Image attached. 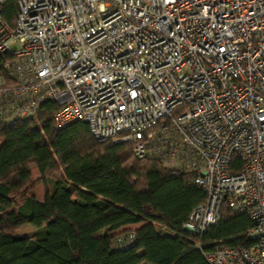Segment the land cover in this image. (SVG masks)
<instances>
[{
	"label": "built area",
	"instance_id": "obj_1",
	"mask_svg": "<svg viewBox=\"0 0 264 264\" xmlns=\"http://www.w3.org/2000/svg\"><path fill=\"white\" fill-rule=\"evenodd\" d=\"M0 121L53 102L56 130L131 142L188 174L207 200L183 230L203 236L226 201L255 223L250 248L217 245L208 264H264V0H16L3 19ZM161 231L171 233L163 227Z\"/></svg>",
	"mask_w": 264,
	"mask_h": 264
},
{
	"label": "trees",
	"instance_id": "obj_2",
	"mask_svg": "<svg viewBox=\"0 0 264 264\" xmlns=\"http://www.w3.org/2000/svg\"><path fill=\"white\" fill-rule=\"evenodd\" d=\"M17 12L16 0H7L4 21L13 26ZM13 59L0 54L7 85L15 83ZM56 109L49 101L36 116L0 121V264H208L199 243L205 250L255 243L248 237L255 223L226 201L216 225L187 234L189 215L207 200L188 174L136 158L131 142H98L85 123L56 130ZM33 166L45 183L43 203ZM25 224L36 228L32 238L16 232Z\"/></svg>",
	"mask_w": 264,
	"mask_h": 264
},
{
	"label": "rangeland",
	"instance_id": "obj_3",
	"mask_svg": "<svg viewBox=\"0 0 264 264\" xmlns=\"http://www.w3.org/2000/svg\"><path fill=\"white\" fill-rule=\"evenodd\" d=\"M31 172H32L33 180L35 182H39L38 186L35 188L36 195L39 198H43L44 192H45V183L41 181L42 176H41L39 170L37 169V167H35V166H33L31 168ZM36 231L37 230L35 227L31 226L30 224H25V225L21 226L16 232L32 238ZM161 232L164 233V231H161Z\"/></svg>",
	"mask_w": 264,
	"mask_h": 264
},
{
	"label": "crops",
	"instance_id": "obj_4",
	"mask_svg": "<svg viewBox=\"0 0 264 264\" xmlns=\"http://www.w3.org/2000/svg\"><path fill=\"white\" fill-rule=\"evenodd\" d=\"M37 200H38L39 202L43 203L44 200H45V198H44V197H43V198H39V197L37 196ZM143 225H144V224L129 225V226H126V227H124V228L118 230V231L116 232V234H118V233H120V232H124V231H134V230L139 229V228L142 227Z\"/></svg>",
	"mask_w": 264,
	"mask_h": 264
}]
</instances>
